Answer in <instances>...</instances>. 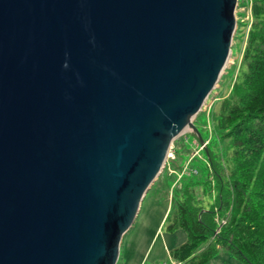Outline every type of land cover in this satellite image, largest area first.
<instances>
[{"label": "water", "instance_id": "1", "mask_svg": "<svg viewBox=\"0 0 264 264\" xmlns=\"http://www.w3.org/2000/svg\"><path fill=\"white\" fill-rule=\"evenodd\" d=\"M238 0H0V264H118L220 81Z\"/></svg>", "mask_w": 264, "mask_h": 264}, {"label": "trees", "instance_id": "2", "mask_svg": "<svg viewBox=\"0 0 264 264\" xmlns=\"http://www.w3.org/2000/svg\"><path fill=\"white\" fill-rule=\"evenodd\" d=\"M251 13L237 79L217 117L227 146H209L201 174L184 175L172 191L167 228L184 229L187 239L170 256L181 264H206L221 250L264 264V0H252Z\"/></svg>", "mask_w": 264, "mask_h": 264}, {"label": "rangeland", "instance_id": "3", "mask_svg": "<svg viewBox=\"0 0 264 264\" xmlns=\"http://www.w3.org/2000/svg\"><path fill=\"white\" fill-rule=\"evenodd\" d=\"M251 10L252 0H238L237 28L227 66L218 85L194 119L204 142H200L192 129H187L173 141L162 173L145 196L135 224L123 239L122 259L118 264H169L172 260L176 261L171 258L170 250L184 243L187 233L182 228L173 231L167 228L170 224L166 218L172 191L184 175L201 174L207 162L204 152L209 146L221 148L223 152L227 146V140L219 137L217 117L220 102L230 94L237 79L244 53L243 35L245 38L252 21ZM206 264L246 263L235 254L221 250Z\"/></svg>", "mask_w": 264, "mask_h": 264}, {"label": "built area", "instance_id": "4", "mask_svg": "<svg viewBox=\"0 0 264 264\" xmlns=\"http://www.w3.org/2000/svg\"><path fill=\"white\" fill-rule=\"evenodd\" d=\"M224 223H226V220L225 219H222L221 220V224H224ZM169 264H179V262H176V261H170V263Z\"/></svg>", "mask_w": 264, "mask_h": 264}, {"label": "crops", "instance_id": "5", "mask_svg": "<svg viewBox=\"0 0 264 264\" xmlns=\"http://www.w3.org/2000/svg\"><path fill=\"white\" fill-rule=\"evenodd\" d=\"M228 252V251H227Z\"/></svg>", "mask_w": 264, "mask_h": 264}]
</instances>
